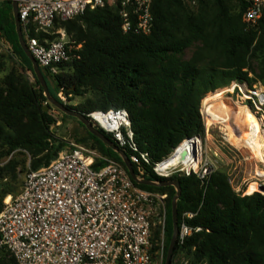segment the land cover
<instances>
[{"label": "trees", "instance_id": "1", "mask_svg": "<svg viewBox=\"0 0 264 264\" xmlns=\"http://www.w3.org/2000/svg\"><path fill=\"white\" fill-rule=\"evenodd\" d=\"M239 3L240 13L234 15L228 0H214L211 6L202 0L198 13L191 15L183 0H154V26L149 35L125 34L118 10L110 7L62 22L57 27L72 35L76 45H82L81 58L60 66L56 75L41 69L46 81L47 74L54 80V89L47 83L49 93L62 103L57 91L75 97L91 91L94 98L76 107L67 106L86 117L95 111L126 110L140 151L149 155L152 165L160 163L188 139L204 136L201 103L209 94L234 83H250L247 70L250 59L258 52L263 55L264 68V14L257 30H248L243 23L248 4L246 0ZM12 11L10 1L0 5V32L14 41L16 53L33 72L31 61L18 43ZM46 36L50 40L57 38ZM39 38L42 40L43 35ZM197 40L203 47L190 61L175 58V54L184 52ZM5 84L7 96L0 95V163L12 152L23 149L34 158L30 172L39 171L56 160L62 150L51 132L57 121L44 106L49 101L38 81L36 87L22 85L13 73ZM20 115L28 117L31 128L17 127L15 121ZM91 136L104 156L122 164L115 151ZM107 137L113 141L111 135ZM146 169L147 181L179 183V227L183 215L192 213L195 216L186 219L187 225L203 229L183 245L178 241L173 258L179 251H186L192 264H264V195H237L227 176L219 172L211 177L191 173L166 180L158 177L152 167ZM134 170L137 172L135 167ZM5 179L0 178V213L5 200L17 197L23 188L16 193L3 182ZM139 187L168 194V247L173 234L172 202L177 193L174 187ZM159 235L157 231L153 239V254L158 250L155 239ZM0 253L5 260L9 257L17 264L5 247L0 246Z\"/></svg>", "mask_w": 264, "mask_h": 264}, {"label": "built area", "instance_id": "2", "mask_svg": "<svg viewBox=\"0 0 264 264\" xmlns=\"http://www.w3.org/2000/svg\"><path fill=\"white\" fill-rule=\"evenodd\" d=\"M9 1L14 0H0V5ZM15 1L29 51L41 69L55 75L60 66L81 58L82 45L69 41L63 28L56 30L62 22L110 7L118 10L125 34L149 35L154 26V0ZM246 1L243 22L248 30H257L264 0ZM46 35L57 38L50 40ZM235 86L232 95L240 94V87H244L245 94L239 95L241 103L262 119L264 88ZM88 118L95 128L111 135L119 149L129 153L138 180L147 181V167L159 177L168 176L172 169L160 171L167 159L152 165L149 155L140 151L126 110L95 111ZM167 197L140 188L123 161L121 164L71 144L49 166L29 172L19 195L5 200L0 213V246L17 264H154L153 239L157 231L165 236ZM194 216L182 217L181 245L203 232L187 225L186 219Z\"/></svg>", "mask_w": 264, "mask_h": 264}, {"label": "rangeland", "instance_id": "3", "mask_svg": "<svg viewBox=\"0 0 264 264\" xmlns=\"http://www.w3.org/2000/svg\"><path fill=\"white\" fill-rule=\"evenodd\" d=\"M201 1L202 0H183L185 10H187L189 14L195 15L200 9ZM203 1L208 3L210 6L213 5L214 2V0ZM228 5L232 14L239 15L241 10L239 0H228ZM12 16L14 19L13 11ZM60 28L63 27H56V30ZM65 33L67 35V39L72 43H75V41L72 39V35H69L66 30ZM202 47V42L197 40L187 50L182 53L175 54L174 56L182 62H188L193 57L194 53ZM262 58V53L258 52L250 59V65L247 70L249 71V77L251 79V82L247 83V86L250 89H254L255 87L258 89L264 88V68L262 66ZM13 73L15 74L16 79H18V82L22 85L36 87L37 78L34 74V71H30L20 58V55L16 53L14 41L5 32H0V95L3 94L4 97L7 96L5 80ZM59 73L60 72H58V74ZM52 75L55 74L52 73ZM46 82L52 89L55 88V83L51 74H47ZM235 85L236 83H234L232 86ZM232 86L226 88V90H219L220 92H224L223 95L226 99L215 106H211L209 108L211 113L208 115V117L205 114L206 107L204 106V101L213 93L209 94L201 103V116L205 126L204 136L200 137V140L198 139L202 147L200 165L201 169L198 172L189 173L181 171L180 168L174 170L172 169V171L170 170L168 172L167 177L160 178L171 180L177 175L180 176L181 174H185L188 176L191 173L197 174L199 177L204 178L211 177L214 173L219 172L227 176L233 191L241 197L250 196V194H248V190L249 187L254 184L258 185V187L264 186V178L255 176V171L257 168L260 172L264 173V164L257 165L254 161L250 160L251 155L250 152H248L249 150L247 148H239L234 142L228 140L227 134L222 130L221 127V121L228 120L230 117L232 120H230V123L236 129H238V131H243L246 129L245 139L246 142L251 144V140H249L251 137L250 128L248 126H244L242 120L235 116L233 110L234 108L232 106L231 100H234L235 102H241V99L239 98L240 94L238 91L235 95L229 94V90ZM35 89L38 90L37 88ZM60 94L62 95V98H60ZM57 96L63 104L72 107H76L79 104L84 103L87 99L94 98V95L91 91L85 92V94L81 97H75L66 96L61 90L57 91ZM44 106L48 107L50 116L57 121V123L51 127V132L62 145L61 152L69 149L71 144H79L86 147L88 150L95 152L100 157L115 161L114 159L106 157L102 154L97 141L93 139L91 136L92 134L77 118L66 115L50 102L48 104L44 103ZM214 110H216V115L213 116L212 112ZM244 112L247 113L246 111ZM227 114L229 117L226 116ZM261 115L264 116V113H261ZM15 124L18 128L25 130L31 128L32 126L28 117L24 115L17 116ZM33 162L34 158L28 151L23 149L16 150L9 156L5 157L0 163V178H6L3 182L13 187L14 191L17 193L24 185L27 174L30 172V170H32ZM174 189L177 193L175 187ZM255 193L264 195V192L260 191V189ZM166 195L168 196L167 193ZM251 195L253 194L251 193ZM167 200L168 197L165 202L166 221ZM155 244L158 250L154 253V264H165V253H168L169 249V246H166L165 236L164 238L161 236L156 238ZM0 264L13 263L11 262V258L8 257L5 260L3 255L0 253ZM172 264H192V261L186 251H179L178 254L173 258Z\"/></svg>", "mask_w": 264, "mask_h": 264}, {"label": "bare ground", "instance_id": "4", "mask_svg": "<svg viewBox=\"0 0 264 264\" xmlns=\"http://www.w3.org/2000/svg\"><path fill=\"white\" fill-rule=\"evenodd\" d=\"M236 89V86H232L229 90V94L234 93ZM240 91V94H245L244 87H240ZM223 93L224 92L216 91L205 99L204 106L206 107L205 114L207 117L211 113V111H209L211 106H215L226 99ZM231 101L235 116L242 120L245 127L248 126L250 128L251 137L249 140H251V144L246 142V129L238 131V129L230 123L231 119L228 114L226 116H228L229 119L221 121L222 130L227 134L228 140L234 142L239 148H247L249 150L248 152H250L251 155V157L249 156L250 160L254 161L257 165L264 164V117L259 119L254 112L241 102H235L234 100ZM212 114L213 116L216 115V110H214ZM201 155L202 147L198 139H188L160 166V171L180 168L181 171L187 173L198 172L201 169ZM255 176L264 178V173L260 172L257 168ZM257 191H259V187L254 184L249 187L248 194Z\"/></svg>", "mask_w": 264, "mask_h": 264}, {"label": "water", "instance_id": "5", "mask_svg": "<svg viewBox=\"0 0 264 264\" xmlns=\"http://www.w3.org/2000/svg\"><path fill=\"white\" fill-rule=\"evenodd\" d=\"M12 9H13V15H14V21H15V27H16V32L18 35V41L21 49L25 53V55L28 57V59L31 61L32 66H33V71L34 74L37 78V81L45 91V96L47 97L48 101L54 105L56 108H58L60 111L65 113L68 116L77 118L85 127L86 129L96 138L101 140L107 147L115 151L119 156L122 158V161L124 165L126 166L127 170L129 171L132 179L138 183L139 185H144V186H151V187H175L177 190V195L174 197L173 202H172V222H173V235L171 238V242L169 245L167 257H166V263L165 264H172L173 260V255L178 243V236H179V225H178V201L182 195V189L179 185L178 182H152V181H140L138 180L134 167L128 157V155L122 151L121 149L118 148V146L107 137L106 134H104L101 130L97 129L94 127L93 123L90 121L88 117L85 115L69 109L65 104L60 103L59 101L55 100L49 93V88L47 85V82L43 76L42 70L38 65V62L34 58V56L31 54V52L28 49L27 43L24 39L23 32H22V26L19 18V12H18V7L17 3L14 0L12 3ZM195 139H199L200 137H196ZM260 191L264 192V186L259 187Z\"/></svg>", "mask_w": 264, "mask_h": 264}]
</instances>
